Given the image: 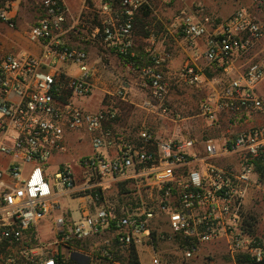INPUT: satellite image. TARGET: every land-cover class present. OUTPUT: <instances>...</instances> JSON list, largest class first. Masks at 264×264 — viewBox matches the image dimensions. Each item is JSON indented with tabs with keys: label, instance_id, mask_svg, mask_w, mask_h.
Returning a JSON list of instances; mask_svg holds the SVG:
<instances>
[{
	"label": "built area",
	"instance_id": "1",
	"mask_svg": "<svg viewBox=\"0 0 264 264\" xmlns=\"http://www.w3.org/2000/svg\"><path fill=\"white\" fill-rule=\"evenodd\" d=\"M171 1L39 0L27 40L41 53L0 61V264H130L133 251L140 264L141 253L152 264H191L208 245L223 246L234 260L264 262V236L251 226L253 198L264 190V121L202 139L167 138L146 125L118 130L117 107L93 112L75 103L96 89L92 48L124 59L149 92L141 107L167 118L171 54L148 50L141 66L132 58L139 57L137 18ZM251 1L264 11L262 0ZM7 3L0 22L13 30ZM172 25L187 51L179 81L211 90L199 112L208 127L221 128L225 115L234 128L264 118V23L246 7L219 20L194 5ZM127 90L124 83L108 94L126 101ZM70 134L88 135L92 153L50 182L48 162L68 153ZM66 197L82 200L81 219L59 215L54 240L43 242L35 228Z\"/></svg>",
	"mask_w": 264,
	"mask_h": 264
},
{
	"label": "rangeland",
	"instance_id": "2",
	"mask_svg": "<svg viewBox=\"0 0 264 264\" xmlns=\"http://www.w3.org/2000/svg\"><path fill=\"white\" fill-rule=\"evenodd\" d=\"M262 2L264 3V0ZM194 5H201L207 14L219 20L227 19L239 7H246L264 23V11L262 7L251 0H172L169 3L158 2L154 4L152 10L145 11L148 12L147 16L142 15L143 13L139 16L141 22L136 27L135 42L136 52L141 56L142 63H148V50L157 53L167 52L172 56V61L165 70L168 73L170 81L168 107L171 113L167 115V118L159 114L150 113L141 107L149 92L142 91L138 88V85H135L137 77L130 75L127 69L123 68L122 62L111 53H108L106 56L107 61L105 64L107 68L105 70H97L96 72L97 85L92 97L83 102L77 99L75 103L88 111H95L100 100L104 98L109 104L119 108L121 115L125 116V119L126 116L133 117L134 125H137L135 128L146 125L167 138L192 136L202 139L262 123V120L252 121L249 119L237 128H234L228 123L229 116L225 115L221 128L213 130L208 127L205 118L199 116L201 102L205 100L211 90L209 87H188L179 81L187 54L181 35L177 33L172 25V19L176 14ZM36 7L37 0H19L17 2L18 19L15 30L9 29L0 22V61L6 54H19L22 51L21 47L24 45L23 33L29 30L30 26L37 21ZM94 51L96 52V50ZM247 59L243 60L241 66L249 61ZM171 65L174 68L173 70H169ZM64 67L69 69L68 72L74 77L81 75L80 70L76 66L65 65ZM129 80L132 85L130 90L126 91V99L134 104L126 103L120 98L108 94L109 92L115 94L116 90ZM261 87L264 88V83L258 88L259 93L263 91ZM177 115L180 116L179 119L176 117ZM78 140H82V142ZM65 143L69 150L68 153L54 154L48 162L47 176L50 182L59 168L66 164L78 168L79 159L92 153L88 135H67ZM251 216L252 221L255 219V232L264 236L263 189L258 191L253 198ZM35 231L38 232V237L43 242L50 243L54 240L53 231L46 224L37 226ZM78 247L80 249L86 248V246L81 247L80 245ZM140 260L142 264H152L150 257L146 254L141 253ZM191 264L237 263L236 260L226 253L223 246L208 245Z\"/></svg>",
	"mask_w": 264,
	"mask_h": 264
},
{
	"label": "crops",
	"instance_id": "3",
	"mask_svg": "<svg viewBox=\"0 0 264 264\" xmlns=\"http://www.w3.org/2000/svg\"><path fill=\"white\" fill-rule=\"evenodd\" d=\"M19 0H11V1H8L7 5L8 7L10 8L9 10L11 11V15L14 17V21L15 23L17 22V19H18V12L16 10V4ZM38 3H39V0H37V7H36V15L39 16V13H40V10H39V6H38ZM38 19V17H37ZM4 23H2L3 25ZM6 25V24H4ZM31 27V26H30ZM16 29V28H15ZM13 29V30H15ZM27 33H28V30L24 31L23 33V39H24V42L21 47L22 51L21 52H28L32 55H39L41 53V48L40 46L38 45H33L31 44L28 40H27ZM90 51V62H91V65L92 67H94V70H105L107 68V65L105 64V62L107 61L106 60V54H102V53H97L94 51V49L90 48L89 49ZM20 52V53H21ZM186 54H187V51H185ZM139 55V54H138ZM243 60L242 59H236L235 61V64L236 66H240L242 63ZM124 68V67H123ZM64 69L66 70H69L67 68L64 67ZM127 69V68H126ZM174 68L171 67L169 68V70H173ZM128 73L130 75H133V76H136L137 79H136V82H135V85H138V74L136 72H131L127 69ZM97 85V84H96ZM131 82L130 80L125 82V86L128 88V90H130L131 88ZM262 88V93H264V88ZM126 103H132L134 104L133 102H130L129 100H126L125 101ZM109 106H112L111 104H109L104 98L102 100H100L99 102V105L97 106L96 110L93 111V112H96V111H99L101 109H104V108H107ZM133 117H129V116H126V119H125V116H122V120H120L117 124V128L118 130H131L133 128H135V126L137 125H134V121H133ZM258 120H262V122L264 121V118H259ZM82 142V141H81ZM82 200L80 199H72V198H69V197H66L65 200L64 198L60 200V203H61V211L58 210L56 212L53 213V215L51 217H48L44 220H42L39 225L43 224L50 228L52 231H53V234H54V237L53 239L55 238V225H54V221L56 218H58V216L60 215H64L63 213H65V219L68 220V221H71V222H76L78 220L81 219V210H80V203H81ZM38 225V226H39Z\"/></svg>",
	"mask_w": 264,
	"mask_h": 264
},
{
	"label": "trees",
	"instance_id": "4",
	"mask_svg": "<svg viewBox=\"0 0 264 264\" xmlns=\"http://www.w3.org/2000/svg\"><path fill=\"white\" fill-rule=\"evenodd\" d=\"M8 1H11V0H2V3L0 5H5ZM142 15L147 16L148 15V12H145L144 11ZM139 22H141V21H140V19L138 17L137 18V23H136V26H135V30H136V27H137V25H138ZM145 35H147V34H145ZM139 57L141 58V56H139ZM139 57H137L136 59L135 58H132V60L137 61L138 64H139V66H141L140 63H142V61H141V59ZM125 61H127V60H125ZM122 62H123L122 63L123 67L126 68L124 59H122ZM207 74H208V76H212L211 72H209V71H207ZM254 225H255V219L253 220V223H251V226H254ZM79 245L81 247H84V244H78V246ZM236 263L237 264H264V262L256 263V262L251 261L249 258L244 257V256H238L236 258ZM130 264H140L139 263V256H138L137 252H135V251L131 252V254H130Z\"/></svg>",
	"mask_w": 264,
	"mask_h": 264
},
{
	"label": "water",
	"instance_id": "5",
	"mask_svg": "<svg viewBox=\"0 0 264 264\" xmlns=\"http://www.w3.org/2000/svg\"><path fill=\"white\" fill-rule=\"evenodd\" d=\"M73 259L75 260V258L73 257Z\"/></svg>",
	"mask_w": 264,
	"mask_h": 264
}]
</instances>
